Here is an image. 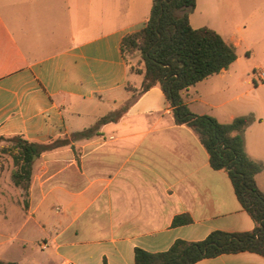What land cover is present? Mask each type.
Returning a JSON list of instances; mask_svg holds the SVG:
<instances>
[{
	"label": "crops",
	"instance_id": "0c3cea01",
	"mask_svg": "<svg viewBox=\"0 0 264 264\" xmlns=\"http://www.w3.org/2000/svg\"><path fill=\"white\" fill-rule=\"evenodd\" d=\"M150 7L151 0H0V137L68 140L34 156L26 194L0 166L1 262L134 264L135 249L164 252L175 240L254 228L227 173L209 166L162 91L133 98L126 89L142 77L130 72L120 42L143 27ZM188 21L232 44L236 59L182 90V102L220 123L253 117L244 151L263 165L254 180L264 195V81L239 63L255 50L264 69V0H195ZM184 214L188 224L171 225ZM193 264L264 258L243 251Z\"/></svg>",
	"mask_w": 264,
	"mask_h": 264
},
{
	"label": "trees",
	"instance_id": "16d2710c",
	"mask_svg": "<svg viewBox=\"0 0 264 264\" xmlns=\"http://www.w3.org/2000/svg\"><path fill=\"white\" fill-rule=\"evenodd\" d=\"M194 6L195 0H151L143 27L125 35L120 42V51L130 72L142 77L138 88L127 86L126 89L133 92V98L155 86L162 91L174 121L196 134L207 152L209 166L227 173L234 196L253 221L254 228L244 233L214 231L197 242L175 240L164 252L148 253L135 249L134 264H193L203 258L243 251L264 258V195L254 180L263 165L246 156L243 142V133L253 117L238 116L230 122L220 123L211 116L189 112L180 97L182 90L228 68L236 59L235 47L214 30L190 26L188 16ZM135 53L139 59L131 65L126 56ZM92 131L93 128H89L73 133L71 138L87 136ZM3 140L12 142L0 152L11 158V182L23 194L29 185L33 157L68 144V140L60 139L39 145L28 143L20 136L0 137V141ZM190 221L187 215H178L172 219L171 225H185ZM0 264L15 263L0 261Z\"/></svg>",
	"mask_w": 264,
	"mask_h": 264
},
{
	"label": "rangeland",
	"instance_id": "374dc122",
	"mask_svg": "<svg viewBox=\"0 0 264 264\" xmlns=\"http://www.w3.org/2000/svg\"><path fill=\"white\" fill-rule=\"evenodd\" d=\"M150 3V0H149ZM138 58V53H135L133 56H126V60L131 64V65H135L136 61ZM239 63L242 64V70L243 72H245L244 74H247V76H250L252 74L253 71H256L258 73H262L264 72L262 63L260 58L256 55V51L254 50V54L251 55H246V56H242L239 55ZM259 83H257L256 85H258ZM12 142H9L7 140H3L0 141V149L3 147H8L11 146ZM0 166L2 168L4 167H8V169L13 170V165H12V161L11 158L9 157L8 154L0 152ZM10 172V175H11ZM11 181V178H10Z\"/></svg>",
	"mask_w": 264,
	"mask_h": 264
},
{
	"label": "built area",
	"instance_id": "2783aa9c",
	"mask_svg": "<svg viewBox=\"0 0 264 264\" xmlns=\"http://www.w3.org/2000/svg\"><path fill=\"white\" fill-rule=\"evenodd\" d=\"M258 78H259V81H264V74L263 73H260L259 76H258Z\"/></svg>",
	"mask_w": 264,
	"mask_h": 264
},
{
	"label": "water",
	"instance_id": "95a60500",
	"mask_svg": "<svg viewBox=\"0 0 264 264\" xmlns=\"http://www.w3.org/2000/svg\"><path fill=\"white\" fill-rule=\"evenodd\" d=\"M34 158V157H33Z\"/></svg>",
	"mask_w": 264,
	"mask_h": 264
}]
</instances>
